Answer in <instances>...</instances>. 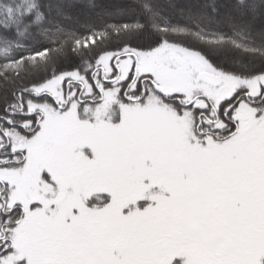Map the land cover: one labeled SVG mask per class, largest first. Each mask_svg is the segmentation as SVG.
<instances>
[{"label": "snow or ice", "instance_id": "1", "mask_svg": "<svg viewBox=\"0 0 264 264\" xmlns=\"http://www.w3.org/2000/svg\"><path fill=\"white\" fill-rule=\"evenodd\" d=\"M0 264H264V0H0Z\"/></svg>", "mask_w": 264, "mask_h": 264}]
</instances>
